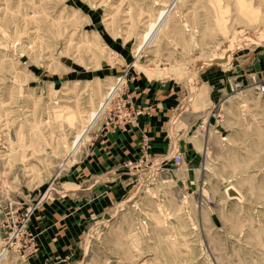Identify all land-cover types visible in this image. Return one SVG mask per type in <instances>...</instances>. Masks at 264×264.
Returning <instances> with one entry per match:
<instances>
[{"label":"rangeland","instance_id":"obj_1","mask_svg":"<svg viewBox=\"0 0 264 264\" xmlns=\"http://www.w3.org/2000/svg\"><path fill=\"white\" fill-rule=\"evenodd\" d=\"M118 77L131 124L102 114ZM263 82L264 0H0V264L40 258L34 221L55 205L64 229L68 199L74 235L43 264H264ZM119 131L139 149L80 171Z\"/></svg>","mask_w":264,"mask_h":264},{"label":"crops","instance_id":"obj_2","mask_svg":"<svg viewBox=\"0 0 264 264\" xmlns=\"http://www.w3.org/2000/svg\"><path fill=\"white\" fill-rule=\"evenodd\" d=\"M138 84V82H137ZM163 88V90L158 91L156 95L159 96L160 103L162 104V106H158V108H164V111L166 109L167 110H171L172 109V95L175 94L174 90L175 89H171L170 83H164V85L161 86ZM149 85H143L142 87H139V90L137 91L138 94H141V96H143L145 93H149ZM158 88V87H157ZM148 91V92H147ZM136 93V92H135ZM134 93V94H135ZM137 94H135L134 97H136ZM153 95L150 93L148 96H146L145 98H150ZM140 103V102H139ZM141 104V103H140ZM164 106V107H163ZM139 124L140 127L142 129H148L147 131H149V129H152V124H150V116H142L139 117ZM130 127V126H128ZM133 128H129L128 130H130ZM141 138H139V136L137 135V131H131L130 133H122V131L116 132L114 134H110L108 136V139H106L104 144L100 146L99 148H95L91 154H89L88 157L84 158L83 161H81L82 163V167H79L80 171H91V170H95V168L97 169H101L104 165L105 167L108 165H113L120 157L119 156H125V158L128 156L127 154L130 153V150L133 149L134 152L137 151L139 149L138 144L140 143ZM105 149V152H101L100 150ZM115 147L117 150V152L115 154L111 153V155H107V151H109V147ZM119 154V155H117ZM74 195V194H73ZM67 205H66V214L67 216L65 217V225L63 223V225L65 226V230L62 229L63 227L60 226H53V221L57 218H53L52 221H47L50 220V217L53 215L50 213L51 209L55 206V205H48L47 207H45V211H43V213L41 212V216L39 218V220H35L34 222H37L36 224H38L39 228H38V232L42 235V242H41V246L44 248H42L41 250V257L38 259H35L33 261V264H43L44 259L46 257H49L50 255L54 254L55 252L59 254V252H63L65 251L64 248L59 247L62 246V244L64 242H66V240L68 241V239L70 238V236L74 235V226H75V207L74 204L69 202V199L67 201ZM57 206V204H56ZM71 209H70V207ZM85 207V203H82V209L84 210ZM53 210V209H52ZM84 214V212H83ZM43 216H45L43 218ZM51 225H48V224ZM37 226V227H38ZM44 226L47 227V230H50V233H43ZM36 227V228H37ZM53 227V228H52ZM56 229H55V228ZM46 230V231H47ZM45 231V232H46ZM62 232V233H61ZM62 238V239H60ZM65 240V241H64ZM63 254V253H61Z\"/></svg>","mask_w":264,"mask_h":264},{"label":"built area","instance_id":"obj_3","mask_svg":"<svg viewBox=\"0 0 264 264\" xmlns=\"http://www.w3.org/2000/svg\"><path fill=\"white\" fill-rule=\"evenodd\" d=\"M124 78L125 77H118L117 78L116 83L120 82V87L115 92L113 98L111 99V101L108 104V107L112 106L114 108V107H116V105H117L118 108L124 107V111L125 112L121 116L124 119V123L125 124H131L134 121H136V119H137L138 115L140 114V112L139 111L136 112V113L133 112V107H132L133 101H132V97H131L130 94H125V93L121 94L120 93V91H122L121 86H122V84L124 82ZM255 91H256V93L258 95H264V82L259 84V85H257L255 87ZM129 110H130V112H128ZM105 111H104V114H105ZM146 145H147V139L143 138V146H146ZM181 162H182V158L179 155H176L174 157L175 165H180ZM9 210L11 211L10 214L12 215L14 213V211L11 209V207L9 208ZM6 220H7L6 222H7L8 227L9 226L10 227H14V233L11 235V237L9 239V241H11V243L9 244V242H8L7 246L4 245L5 249L9 250V248L12 245H14L13 242L16 241V240H19L18 239L19 238V233H21L23 227L25 226V223H22L21 225H19V223H17V225H16V220L15 219L14 220L11 219V217H10V219H6ZM14 225H16V226H14Z\"/></svg>","mask_w":264,"mask_h":264},{"label":"bare ground","instance_id":"obj_4","mask_svg":"<svg viewBox=\"0 0 264 264\" xmlns=\"http://www.w3.org/2000/svg\"><path fill=\"white\" fill-rule=\"evenodd\" d=\"M116 85H118V88L120 87V82H117L116 83ZM115 94V93H114ZM111 95H113V92L110 90L109 91V93H108V97H107V100H106V102H105V105H104V108H103V112H102V114L104 113V111L106 110V108L108 107V104H109V102L111 101V99L113 98V96L112 97H110ZM227 189V188H226ZM230 189H231V187H230ZM229 189V191H231ZM231 193H233V191H231ZM238 196H239V194H238ZM238 198V197H237ZM3 250H6V249H2V251ZM7 251V250H6ZM8 252V251H7Z\"/></svg>","mask_w":264,"mask_h":264}]
</instances>
